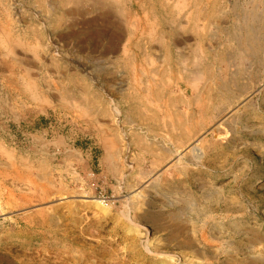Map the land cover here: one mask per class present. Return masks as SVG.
Here are the masks:
<instances>
[{"label": "rangeland", "instance_id": "obj_1", "mask_svg": "<svg viewBox=\"0 0 264 264\" xmlns=\"http://www.w3.org/2000/svg\"><path fill=\"white\" fill-rule=\"evenodd\" d=\"M190 3L0 0V264H264V0Z\"/></svg>", "mask_w": 264, "mask_h": 264}, {"label": "crops", "instance_id": "obj_2", "mask_svg": "<svg viewBox=\"0 0 264 264\" xmlns=\"http://www.w3.org/2000/svg\"><path fill=\"white\" fill-rule=\"evenodd\" d=\"M191 3L189 6H185L184 9H183V15L181 16V14H179V16H175L174 20L177 21H184V23L187 25V26H206V24L210 23V24H216V26H218V22H222L223 21V12H222V9H219L218 7V4H217V0H193V3H192V0H190ZM188 7V9L186 8ZM181 13V12H180ZM208 22V23H207ZM106 27H108L109 29L106 31ZM100 28V27H98ZM97 30H94V32L91 33L92 36L95 35L96 36H99L101 35V33L103 34H106L108 33V35L111 34V27L110 26H104V30H101L98 29ZM90 32V31H88ZM97 35H96V34ZM110 41L108 42V45L107 47L105 46L104 47V51L105 53H108L111 51V47H110ZM120 51V50H119ZM90 74H100L101 77H100V80H106V76H108L109 74L107 73H112L110 72L111 70L108 69V70H100V69H91V68H88L87 69ZM79 73V71L77 72V74ZM9 100H10V96H8ZM82 131H85L83 133H85L86 135H89L90 137H93V138H97L99 139V142L98 143H101V145L103 144L105 148H109V149H114L115 147L119 148L118 147V140L121 138L122 136V132L120 130H117V129H106L104 130V133L103 134H100L98 132H96L94 129H88V130H82ZM87 132V133H86ZM64 138V137H63ZM78 153V152H77ZM78 162L81 163V164H84V158H82L81 160L78 159ZM26 164H23L22 167H18V170H20L21 172H23V175H25L26 173V169H29V167H27ZM66 171L69 173L70 170H68L69 168H65ZM65 170H61V172H63ZM107 176L109 175V173H105ZM73 175V174H72Z\"/></svg>", "mask_w": 264, "mask_h": 264}, {"label": "bare ground", "instance_id": "obj_3", "mask_svg": "<svg viewBox=\"0 0 264 264\" xmlns=\"http://www.w3.org/2000/svg\"><path fill=\"white\" fill-rule=\"evenodd\" d=\"M69 1H70V0H69ZM76 2H77V1H76ZM95 34H96V33H95ZM96 35H97V34H96ZM111 40H112V39H111ZM195 73H196V72H195ZM198 74H199V73H197V76H198ZM193 75H194V74H193ZM200 75H201V74H200ZM194 77L197 78L195 75H194ZM200 77H201V76H200ZM200 77H199V79H200ZM197 80H198V78H197ZM198 81H199V80H198ZM236 104H237V103H236ZM92 200H96V199H92Z\"/></svg>", "mask_w": 264, "mask_h": 264}]
</instances>
